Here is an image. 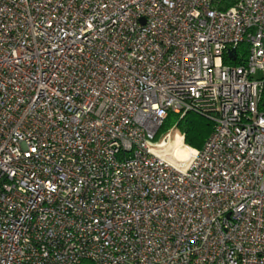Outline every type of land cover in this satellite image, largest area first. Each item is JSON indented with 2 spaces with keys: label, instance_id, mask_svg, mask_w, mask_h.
Segmentation results:
<instances>
[{
  "label": "built area",
  "instance_id": "obj_1",
  "mask_svg": "<svg viewBox=\"0 0 264 264\" xmlns=\"http://www.w3.org/2000/svg\"><path fill=\"white\" fill-rule=\"evenodd\" d=\"M0 264H264V0H0Z\"/></svg>",
  "mask_w": 264,
  "mask_h": 264
},
{
  "label": "trees",
  "instance_id": "obj_2",
  "mask_svg": "<svg viewBox=\"0 0 264 264\" xmlns=\"http://www.w3.org/2000/svg\"><path fill=\"white\" fill-rule=\"evenodd\" d=\"M227 4H231V2L228 1ZM243 48L244 46H240L239 49ZM173 126L183 135L184 144L194 150H199L210 134L213 124L208 118L197 113L188 112L178 120L177 114L169 112L159 129L157 137L168 132Z\"/></svg>",
  "mask_w": 264,
  "mask_h": 264
},
{
  "label": "bare ground",
  "instance_id": "obj_3",
  "mask_svg": "<svg viewBox=\"0 0 264 264\" xmlns=\"http://www.w3.org/2000/svg\"><path fill=\"white\" fill-rule=\"evenodd\" d=\"M169 148L173 149L172 156L173 158H169V154L167 153V149H163L164 156L169 160L175 161H187L195 152L194 149L186 146L183 143L182 136L179 133H176L174 136V141L169 145Z\"/></svg>",
  "mask_w": 264,
  "mask_h": 264
},
{
  "label": "rangeland",
  "instance_id": "obj_4",
  "mask_svg": "<svg viewBox=\"0 0 264 264\" xmlns=\"http://www.w3.org/2000/svg\"><path fill=\"white\" fill-rule=\"evenodd\" d=\"M176 133H179L181 136H182V138H183V135L181 134V132L175 127V126H173L169 131H168V133L167 134H169V136L168 137H166L165 136V141H162V147H161V150H163V149H167V153L169 154V158H173V156H172V152L171 151H173V149H171V148H169V145L174 141V136H175V134ZM161 140H164V137H162V139ZM184 143V142H183ZM186 145V144H185ZM186 146H188V145H186ZM189 147V146H188ZM192 149V148H191Z\"/></svg>",
  "mask_w": 264,
  "mask_h": 264
},
{
  "label": "water",
  "instance_id": "obj_5",
  "mask_svg": "<svg viewBox=\"0 0 264 264\" xmlns=\"http://www.w3.org/2000/svg\"><path fill=\"white\" fill-rule=\"evenodd\" d=\"M229 56L232 57V58L234 59V53H233V51H230V52H229Z\"/></svg>",
  "mask_w": 264,
  "mask_h": 264
}]
</instances>
